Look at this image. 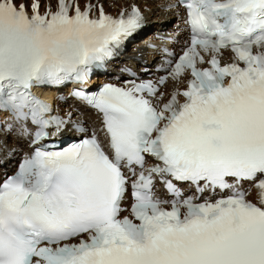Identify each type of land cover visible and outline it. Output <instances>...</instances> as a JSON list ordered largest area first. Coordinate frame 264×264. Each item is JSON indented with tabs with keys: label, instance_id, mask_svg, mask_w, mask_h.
Segmentation results:
<instances>
[{
	"label": "snow or ice",
	"instance_id": "1",
	"mask_svg": "<svg viewBox=\"0 0 264 264\" xmlns=\"http://www.w3.org/2000/svg\"><path fill=\"white\" fill-rule=\"evenodd\" d=\"M149 2L113 16L99 0H0L3 129L15 122L34 146L0 182V264H264V0L166 3L185 9L190 33L167 75L73 89L100 126L33 92L86 85ZM69 124L82 138L40 144Z\"/></svg>",
	"mask_w": 264,
	"mask_h": 264
},
{
	"label": "bare ground",
	"instance_id": "2",
	"mask_svg": "<svg viewBox=\"0 0 264 264\" xmlns=\"http://www.w3.org/2000/svg\"><path fill=\"white\" fill-rule=\"evenodd\" d=\"M103 3L104 8L107 12L112 13L116 12L119 5L128 7L134 0H99ZM97 2V0H93ZM165 4L164 0H150L147 7L150 8V11H147L148 20H146L145 27H155L157 32H170L172 35H176V31L180 29L178 18L173 10L167 11L163 7ZM142 7H144L142 3ZM113 8V9H111ZM154 36L150 34L148 38H153ZM148 38L145 40H140L128 54V58L125 61L134 62L135 59H140V56L144 55L145 50L148 48ZM98 78L95 77L94 81ZM101 82L103 78L100 79Z\"/></svg>",
	"mask_w": 264,
	"mask_h": 264
}]
</instances>
